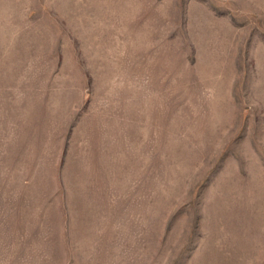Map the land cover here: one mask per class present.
<instances>
[{
	"label": "rangeland",
	"instance_id": "1",
	"mask_svg": "<svg viewBox=\"0 0 264 264\" xmlns=\"http://www.w3.org/2000/svg\"><path fill=\"white\" fill-rule=\"evenodd\" d=\"M0 264H264V0H0Z\"/></svg>",
	"mask_w": 264,
	"mask_h": 264
}]
</instances>
